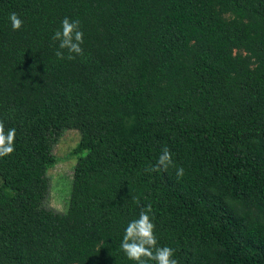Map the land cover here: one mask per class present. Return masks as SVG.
<instances>
[{
  "label": "trees",
  "instance_id": "16d2710c",
  "mask_svg": "<svg viewBox=\"0 0 264 264\" xmlns=\"http://www.w3.org/2000/svg\"><path fill=\"white\" fill-rule=\"evenodd\" d=\"M0 120V264H136L120 245L148 204L178 264H264V0H0ZM68 129L63 212L44 203ZM163 147L173 165L145 172Z\"/></svg>",
  "mask_w": 264,
  "mask_h": 264
},
{
  "label": "clouds",
  "instance_id": "9594fccd",
  "mask_svg": "<svg viewBox=\"0 0 264 264\" xmlns=\"http://www.w3.org/2000/svg\"><path fill=\"white\" fill-rule=\"evenodd\" d=\"M13 30H19L23 25V20L16 12L9 16ZM84 33L80 28V21L64 17L61 21V27L57 29L53 36V41H58L59 45L55 55L59 59H65L67 50V59H74L75 56H82L83 48L81 45L84 40ZM16 138V129L14 127L5 129V123L0 120V157L10 155L14 152V142ZM172 153L169 148L163 147L154 165H149L145 172L167 171L170 165H173ZM184 175L183 167L176 170L177 179ZM133 201L139 206V198L132 197ZM153 210L150 204L140 208L138 218H135L127 224L121 241L120 248L129 260L136 264H178L174 258L175 249L170 246H159L155 233V224L153 223Z\"/></svg>",
  "mask_w": 264,
  "mask_h": 264
},
{
  "label": "rangeland",
  "instance_id": "374dc122",
  "mask_svg": "<svg viewBox=\"0 0 264 264\" xmlns=\"http://www.w3.org/2000/svg\"><path fill=\"white\" fill-rule=\"evenodd\" d=\"M81 140L78 130H65L58 143L53 149V154L58 158L56 163L48 171L50 180V192L44 203L45 208H52L57 211H66L72 190L74 168L78 157L73 151ZM1 184V177H0Z\"/></svg>",
  "mask_w": 264,
  "mask_h": 264
}]
</instances>
